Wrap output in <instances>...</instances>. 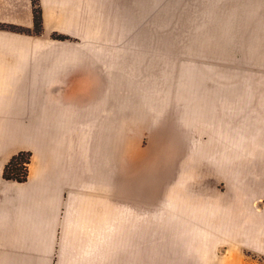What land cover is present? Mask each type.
I'll return each mask as SVG.
<instances>
[{
    "label": "rangeland",
    "instance_id": "374dc122",
    "mask_svg": "<svg viewBox=\"0 0 264 264\" xmlns=\"http://www.w3.org/2000/svg\"><path fill=\"white\" fill-rule=\"evenodd\" d=\"M30 18L0 28L84 49V102L102 103L84 118L88 193L136 188L121 264H264V0H0V20Z\"/></svg>",
    "mask_w": 264,
    "mask_h": 264
},
{
    "label": "crops",
    "instance_id": "0c3cea01",
    "mask_svg": "<svg viewBox=\"0 0 264 264\" xmlns=\"http://www.w3.org/2000/svg\"><path fill=\"white\" fill-rule=\"evenodd\" d=\"M70 20L76 31L84 25L83 16ZM29 45V34L0 28V264H53L56 254L60 264H121V233L137 230L136 188L122 195L120 179L108 178L99 193L87 191L96 182L84 180V118L102 103L84 102V49ZM21 150L31 152L27 180L5 178L6 163ZM110 185L115 193L107 192ZM85 211L96 219L87 231L107 234L98 246H84ZM84 248L102 251L85 254ZM125 248L134 262L130 238Z\"/></svg>",
    "mask_w": 264,
    "mask_h": 264
},
{
    "label": "trees",
    "instance_id": "16d2710c",
    "mask_svg": "<svg viewBox=\"0 0 264 264\" xmlns=\"http://www.w3.org/2000/svg\"><path fill=\"white\" fill-rule=\"evenodd\" d=\"M40 13L42 18L41 9L36 10ZM37 19V16H36ZM35 24L41 22L42 20H34ZM31 161V152L26 150H21L14 154L10 160L6 163L4 168V177L7 179H12L16 181H25L28 178V165Z\"/></svg>",
    "mask_w": 264,
    "mask_h": 264
}]
</instances>
